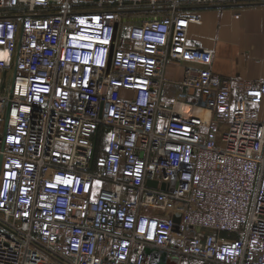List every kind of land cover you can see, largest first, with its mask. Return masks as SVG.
<instances>
[{"label":"built area","instance_id":"obj_1","mask_svg":"<svg viewBox=\"0 0 264 264\" xmlns=\"http://www.w3.org/2000/svg\"><path fill=\"white\" fill-rule=\"evenodd\" d=\"M185 3L264 0H0V264H264V80L232 97Z\"/></svg>","mask_w":264,"mask_h":264},{"label":"crops","instance_id":"obj_2","mask_svg":"<svg viewBox=\"0 0 264 264\" xmlns=\"http://www.w3.org/2000/svg\"><path fill=\"white\" fill-rule=\"evenodd\" d=\"M169 9V6L159 4L154 12L161 15ZM180 9L197 15V20L188 25L187 42L192 46L212 49L210 70L216 77L230 79L232 97L241 96L248 83L264 80V3H185L180 5ZM130 19L138 21L139 18L133 16ZM187 65L195 67L182 60H167L163 69L166 85L162 92L168 99L175 96L177 84L182 81ZM196 90L190 87L188 95L193 96ZM129 93L122 91V94ZM256 109L259 118L264 120V98Z\"/></svg>","mask_w":264,"mask_h":264},{"label":"rangeland","instance_id":"obj_3","mask_svg":"<svg viewBox=\"0 0 264 264\" xmlns=\"http://www.w3.org/2000/svg\"><path fill=\"white\" fill-rule=\"evenodd\" d=\"M105 144H106V137L104 135L103 136L100 135L98 137L99 148L97 151L102 152L104 150ZM59 147L60 148H66V146L64 144L60 145ZM185 262H186V264H213V263L208 262V261H203L201 259L191 258V257L185 259Z\"/></svg>","mask_w":264,"mask_h":264},{"label":"water","instance_id":"obj_4","mask_svg":"<svg viewBox=\"0 0 264 264\" xmlns=\"http://www.w3.org/2000/svg\"><path fill=\"white\" fill-rule=\"evenodd\" d=\"M146 183H147L148 185H154V184H155V181L152 180V179H147V180H146ZM173 219H174V221L177 222L179 218H178V217H174Z\"/></svg>","mask_w":264,"mask_h":264},{"label":"snow or ice","instance_id":"obj_5","mask_svg":"<svg viewBox=\"0 0 264 264\" xmlns=\"http://www.w3.org/2000/svg\"><path fill=\"white\" fill-rule=\"evenodd\" d=\"M83 23V21H82ZM83 39H89L88 37H82ZM4 57H6V54H4ZM58 180L60 179L59 177L57 178ZM67 183V181H65Z\"/></svg>","mask_w":264,"mask_h":264}]
</instances>
